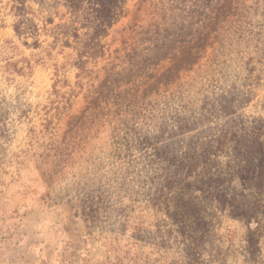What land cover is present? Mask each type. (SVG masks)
<instances>
[{
	"label": "rangeland",
	"instance_id": "374dc122",
	"mask_svg": "<svg viewBox=\"0 0 264 264\" xmlns=\"http://www.w3.org/2000/svg\"><path fill=\"white\" fill-rule=\"evenodd\" d=\"M39 1L0 0V264H264V0H108L89 59L91 0Z\"/></svg>",
	"mask_w": 264,
	"mask_h": 264
},
{
	"label": "trees",
	"instance_id": "16d2710c",
	"mask_svg": "<svg viewBox=\"0 0 264 264\" xmlns=\"http://www.w3.org/2000/svg\"><path fill=\"white\" fill-rule=\"evenodd\" d=\"M13 1L17 5L16 10L19 17L21 18V21L15 28V31L19 33L21 31L20 26L24 24V21L25 22L28 21V19L26 18L27 15L26 10H30V9L26 7L25 0H13ZM43 1L45 0H40L39 2L41 3ZM66 1L69 4L67 5V7L71 9L70 11L74 16H78L79 13L82 14V11H84L83 8L84 2H86L90 6V0H85V1L66 0ZM91 5L96 6L97 10L95 9L94 12H91L92 14H88L89 18L85 17V23L79 24L81 27H85L86 29V32L84 34L85 39L83 41V44L81 45L82 48L81 55L85 54L87 57L86 59L94 58L102 53L103 45L101 43V40L107 36L109 29L111 28L114 21L117 19L116 11L120 9L118 6L110 4L108 0H91ZM93 13H95L97 16L95 17ZM31 28H34V26L29 28L26 27L25 30H30ZM64 28L66 29L63 32L64 35L67 36L70 33H72L75 38L79 37L77 32L79 31L80 28L77 27L73 28L70 26H64ZM79 57H83V56H79ZM87 61L88 60L81 61V59H79L77 64L79 65L78 67L82 69V67L87 63Z\"/></svg>",
	"mask_w": 264,
	"mask_h": 264
}]
</instances>
